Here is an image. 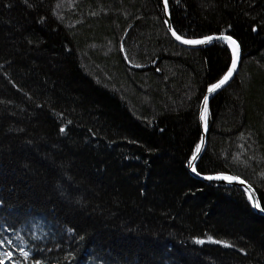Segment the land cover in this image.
<instances>
[{"label": "trees", "instance_id": "trees-1", "mask_svg": "<svg viewBox=\"0 0 264 264\" xmlns=\"http://www.w3.org/2000/svg\"><path fill=\"white\" fill-rule=\"evenodd\" d=\"M63 1L0 0V264H264L248 192L190 171L231 48L176 43L161 0ZM168 2L185 39L243 46L197 171L243 178L264 206V0ZM99 45L118 80L88 68L108 76Z\"/></svg>", "mask_w": 264, "mask_h": 264}, {"label": "water", "instance_id": "water-1", "mask_svg": "<svg viewBox=\"0 0 264 264\" xmlns=\"http://www.w3.org/2000/svg\"><path fill=\"white\" fill-rule=\"evenodd\" d=\"M161 3H162L163 11H164L166 26L168 28V31L170 33V36L172 37V39L176 43H178L181 46L186 47V48H190V49H200V48H203V47H208L210 45H213V44H215L217 42H224V43H226L231 48V51H232V54H233L232 46H230V44L227 41H225V40L214 39L210 43H207V44H197V45L184 44V43L176 40V38L172 35V32L173 31L176 32V30H175V27L173 25L172 13H171V9H170L169 2L167 0L166 6H165V0H161ZM210 36L219 37V36H231V35H210ZM231 37H232L233 40H235L239 44V60L237 62V67H236V70L233 73L232 77L228 80V82L226 84H224L222 87H220L219 89H217L213 93L207 92L206 95L208 96V108H209V105H210V102L212 101V99L218 93H220L221 91H223L225 88H227L233 82V80L235 79V77L239 73V70H240L241 65L243 63V60H244V49H243L242 44L234 36H231ZM204 38H200V39H204ZM197 40H199V39H197ZM233 59H234V55H233ZM232 62H233V60H232ZM231 66H232V63H231ZM231 66H230V68H231ZM230 68H229V70H230ZM202 111H203V102H202V105H201V108H200V114H199V129H200L201 141H203V144L200 143L201 151L198 154V157H197L196 161L194 162L195 163V166H196V171L195 172L192 171L191 164L193 162L191 161V164H190V171H191V173L193 174L194 177H196L197 179H199V180H201L203 182H209V183L211 182V183H217V184L234 185V186H237V187H241V188H243L245 190L248 187V185H251V184L248 181L244 180L243 178H240V177H237V176H232V175H226V174L205 175V174H201V173H199L197 171L198 166H199V163L201 162V160H202V158H203V156H204V154H205V152L207 150V147H208V137H209L208 118H207V130H205V128H204V122L201 120V113H202ZM208 177H213V179H208ZM216 177H234V178H238V179H233V180L229 181V180H225V179H217ZM240 181H244V183H241ZM251 191H252L255 199H258L259 202H260V205H261V208L255 207L256 208V211L259 214L264 215V211L261 210L262 208H264V206H263V202H262V199H261V196H260L259 192L252 185H251Z\"/></svg>", "mask_w": 264, "mask_h": 264}, {"label": "snow or ice", "instance_id": "snow-or-ice-1", "mask_svg": "<svg viewBox=\"0 0 264 264\" xmlns=\"http://www.w3.org/2000/svg\"><path fill=\"white\" fill-rule=\"evenodd\" d=\"M167 4V0H165V6ZM172 35L176 38V40L184 43V44H189V45H197V44H207L212 42L214 39H220V40H225L227 41L230 46H232V50H233V55H234V59L232 62V66L230 68V70L227 72L226 75H224V77L216 84H213L209 89L208 92L209 93H213L215 92L217 89H219L220 87H222L224 84H226L228 82V80L232 77L233 73L236 70L237 67V62L239 60V44L232 39L231 36H219V37H213V36H207L204 39H199V40H189V39H184L183 36L178 35L175 31L172 32ZM207 118H208V96L206 95L204 97L203 100V111L201 113V120L204 122V128L205 130H207ZM201 144H203V141H201ZM201 151V147L198 145L195 149V153L192 156V171L195 172L196 171V166H195V161L198 157V154ZM217 179H225V180H233V179H238V178H234V177H216ZM208 179H213V177H208ZM241 183H244V181H240ZM246 192L249 193V200H252L254 203V206L257 208H261L260 202L258 199H255L252 191H251V185H248V187L245 189ZM262 211H264V208L261 209ZM203 241H201L202 243ZM215 242V241H214ZM230 246V245H228ZM9 258H10V254ZM25 256H27V253H24Z\"/></svg>", "mask_w": 264, "mask_h": 264}, {"label": "rangeland", "instance_id": "rangeland-1", "mask_svg": "<svg viewBox=\"0 0 264 264\" xmlns=\"http://www.w3.org/2000/svg\"><path fill=\"white\" fill-rule=\"evenodd\" d=\"M73 6V4L70 2V0H64L63 2H62V4H61V6H60V9H61V13L63 14V11H64V9H67V8H71ZM94 51H96V52H102V54H100V55H95V57H100L102 60H103V58L105 59V61L106 62H108V64H107V74H108V76H106V72H105V70L101 67V68H95L94 69V67L92 66V64H91V62L90 61H87V63H88V68L93 72V70H95L94 72H97L96 70L97 69H101L102 71H103V74L105 75V78L106 79H108L109 81H112L113 82V80H118L117 79V77L115 76V74L113 73V70H112V61H113V59H112V54H110L112 51H113V49L112 48H107V47H100V45L99 46H96V48H94ZM110 52V53H109ZM90 54L92 55L93 54V51L92 50H90ZM87 65V64H86ZM110 67V68H109ZM115 87H117L118 88V90L120 91V92H122L123 94H127V90H129L128 88H126L124 85H122L121 83H119V82H115L114 84H113Z\"/></svg>", "mask_w": 264, "mask_h": 264}]
</instances>
